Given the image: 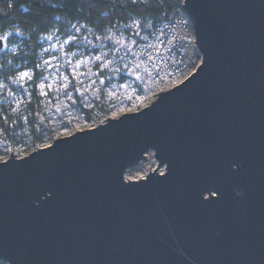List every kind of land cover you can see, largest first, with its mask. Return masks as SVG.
Wrapping results in <instances>:
<instances>
[{
	"label": "water",
	"instance_id": "obj_1",
	"mask_svg": "<svg viewBox=\"0 0 264 264\" xmlns=\"http://www.w3.org/2000/svg\"><path fill=\"white\" fill-rule=\"evenodd\" d=\"M181 12L201 55L185 81L0 162V262L264 264V0Z\"/></svg>",
	"mask_w": 264,
	"mask_h": 264
},
{
	"label": "rangeland",
	"instance_id": "obj_2",
	"mask_svg": "<svg viewBox=\"0 0 264 264\" xmlns=\"http://www.w3.org/2000/svg\"><path fill=\"white\" fill-rule=\"evenodd\" d=\"M107 1L115 3L116 0ZM144 2L146 0L137 4ZM126 25L132 27L121 29L112 25L103 34L97 35L92 29L76 24L67 36L50 37L40 47L34 64L40 65L47 79L34 77L32 81H21L23 88L12 81L18 79L21 72L31 73L34 65L12 67L14 74L8 83L1 84L4 87H0V161L9 159L11 152L16 157L26 156L58 138L102 124L107 118H118L124 113L140 111L155 100V94L150 95V92L157 89L161 78H173L178 74L187 76L201 63V55L196 47L189 45L190 39L186 35L180 43L169 40L160 46L154 42L151 20L131 19ZM140 29H143L142 39L132 36L133 32ZM131 39L138 41L137 45L132 46V51L137 55L127 59L139 65L136 75L141 80L136 81L135 76L121 78L115 74L109 80L108 69L98 67L102 62L93 61L91 57L109 53L103 62H108L109 68L116 67L118 62H114L116 58L110 49L119 47L115 44L117 40L127 43ZM94 45L97 46L96 50H93ZM17 47L9 43L2 53L12 54ZM123 52L124 49H121L120 54ZM45 60H49L51 66L44 65ZM78 60L89 62L81 63L75 70L77 74L83 73L76 80L73 79L72 65ZM63 76H68L71 83L64 81ZM100 80L105 83L101 84ZM40 84L44 85L43 92L46 95L41 94ZM122 84L131 87H121ZM73 85L79 90L75 91ZM150 167L154 170L157 168L153 152L148 154L145 162L129 170L126 178L138 180L147 175ZM163 170L159 172L163 173Z\"/></svg>",
	"mask_w": 264,
	"mask_h": 264
},
{
	"label": "trees",
	"instance_id": "obj_3",
	"mask_svg": "<svg viewBox=\"0 0 264 264\" xmlns=\"http://www.w3.org/2000/svg\"><path fill=\"white\" fill-rule=\"evenodd\" d=\"M181 5L182 0L138 4L130 0H0V32L12 31L10 44L18 45L12 54L0 51V85L8 83L14 74L12 67L33 66L44 41L55 35L67 36L76 24L101 35L109 26L124 29L129 20L143 18L153 22L155 34L160 24L178 15ZM15 29L24 34L17 35Z\"/></svg>",
	"mask_w": 264,
	"mask_h": 264
},
{
	"label": "snow or ice",
	"instance_id": "obj_4",
	"mask_svg": "<svg viewBox=\"0 0 264 264\" xmlns=\"http://www.w3.org/2000/svg\"><path fill=\"white\" fill-rule=\"evenodd\" d=\"M137 2H142V0H132L133 4H135ZM11 6L12 5L9 4V7H11ZM21 7H23V5H21ZM125 27L131 28L132 26L131 25H125ZM137 27L139 28V25H137ZM14 31H16L17 35H23L24 34L23 32L19 31V29H15ZM142 31H143V29H140L139 31H135L132 33V36L141 37ZM11 36H12V31L0 32V51H3L4 49L8 48ZM108 39L111 40V37H108ZM141 39H142V37H141ZM115 44L119 45V47H116L114 50L110 49V53L116 58V60L114 62H118V66L109 68L108 62H103L104 58L107 57V55H109V53H101V55H95L94 57H91V59L93 61H101L102 62L101 64L98 65V67H100L101 69H108V72H109L108 79L109 80L112 78V74H115V75L120 76L121 78H123L124 76H127V77L135 76V80L140 81L141 77L139 75H136V69L139 67V65L134 64L132 59H127V57H129V56L135 57L137 55L136 53H134L132 51V46L137 45L138 41L136 39H131L129 42L125 43L124 41L117 40L115 42ZM96 47L97 46L94 45L93 50H96ZM121 49H124V52L122 55L120 54ZM157 54H159V53H157ZM149 59H151V56H149ZM88 62L89 61H87V60H78L76 62V64L72 65L73 79L79 80V75H83V73L77 74L75 70L80 67L81 63L87 64ZM68 63L71 64V61H69ZM44 65L51 66V62L49 60H45ZM37 70H40L39 73L37 72ZM34 77L36 79H47V77L43 76L42 69H41L39 64L34 65L33 71L31 73L27 72V71L21 72L19 74L18 79L13 80L12 83L19 84L20 87L23 88L24 84L20 83V82L21 81H24V82L32 81ZM63 80L68 82V83H71L68 76H63ZM93 83H95V81H93ZM100 83L104 84L105 81L100 80ZM0 87H4V85H0ZM65 87H67V84L65 85ZM121 87H131V85L122 84ZM43 88H44V85L40 84L41 94L46 95V93L43 92ZM73 89L75 91L79 90V89L75 88V85H73ZM133 91H136V89H133ZM81 95H83V93H81ZM69 98H71V97H69ZM0 130H2V129H0ZM242 195H240V196H242Z\"/></svg>",
	"mask_w": 264,
	"mask_h": 264
},
{
	"label": "built area",
	"instance_id": "obj_5",
	"mask_svg": "<svg viewBox=\"0 0 264 264\" xmlns=\"http://www.w3.org/2000/svg\"><path fill=\"white\" fill-rule=\"evenodd\" d=\"M185 35H186V37H188L190 39L189 45L196 47L193 28H192L191 24L189 23V21L187 20V18L182 14L181 10H179L178 15H176L170 22L162 23L158 26V28L156 29V33L154 34V42L156 44H159L160 46L166 44L169 40H171L175 43H180V41L183 40ZM192 73H190L187 76H182V75L178 74V75H175L173 78H169V77L161 78L160 82L158 83L157 89L151 91L150 95L155 94V99H156L162 92L181 84ZM94 127H96V126H94ZM94 127H90V128H94ZM49 145L50 144L41 146L38 149L47 147ZM22 157H25V156H22ZM22 157H17V158H22ZM147 158H148V156H147ZM6 160L7 159H3L0 162H4ZM163 172H164V170H163ZM147 175H143L138 180L146 178ZM126 180H127V178H126ZM0 264H7V263L0 262Z\"/></svg>",
	"mask_w": 264,
	"mask_h": 264
},
{
	"label": "bare ground",
	"instance_id": "obj_6",
	"mask_svg": "<svg viewBox=\"0 0 264 264\" xmlns=\"http://www.w3.org/2000/svg\"><path fill=\"white\" fill-rule=\"evenodd\" d=\"M145 161H146V160H145ZM145 161H144V162H145ZM142 163H143V162H142ZM153 171H154V169H153V167H151V168L148 170V173L153 172ZM148 173H147V174H148ZM127 180H128V181H136V180H134V179H128V178H127Z\"/></svg>",
	"mask_w": 264,
	"mask_h": 264
}]
</instances>
